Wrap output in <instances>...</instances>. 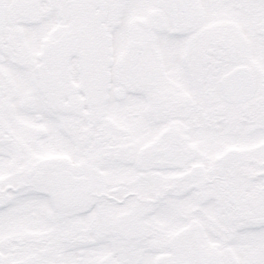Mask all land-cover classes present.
<instances>
[{
  "label": "snow or ice",
  "instance_id": "6c2138e0",
  "mask_svg": "<svg viewBox=\"0 0 264 264\" xmlns=\"http://www.w3.org/2000/svg\"><path fill=\"white\" fill-rule=\"evenodd\" d=\"M0 264H264V0H0Z\"/></svg>",
  "mask_w": 264,
  "mask_h": 264
}]
</instances>
